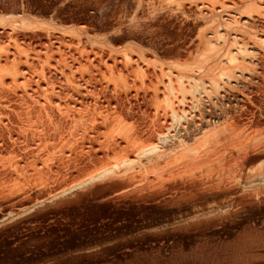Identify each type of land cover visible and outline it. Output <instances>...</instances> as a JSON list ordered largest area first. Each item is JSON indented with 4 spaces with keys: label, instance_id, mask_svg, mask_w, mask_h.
Returning a JSON list of instances; mask_svg holds the SVG:
<instances>
[{
    "label": "bare ground",
    "instance_id": "1",
    "mask_svg": "<svg viewBox=\"0 0 264 264\" xmlns=\"http://www.w3.org/2000/svg\"><path fill=\"white\" fill-rule=\"evenodd\" d=\"M0 264H264V0H0Z\"/></svg>",
    "mask_w": 264,
    "mask_h": 264
}]
</instances>
